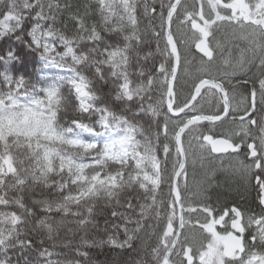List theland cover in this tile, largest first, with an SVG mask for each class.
<instances>
[{
    "label": "snow or ice",
    "instance_id": "6c2138e0",
    "mask_svg": "<svg viewBox=\"0 0 264 264\" xmlns=\"http://www.w3.org/2000/svg\"><path fill=\"white\" fill-rule=\"evenodd\" d=\"M94 2L0 0V264H264V0Z\"/></svg>",
    "mask_w": 264,
    "mask_h": 264
},
{
    "label": "trees",
    "instance_id": "16d2710c",
    "mask_svg": "<svg viewBox=\"0 0 264 264\" xmlns=\"http://www.w3.org/2000/svg\"><path fill=\"white\" fill-rule=\"evenodd\" d=\"M66 2V0H61V3ZM67 2H71L76 5H82L84 3H91L92 7L95 8L96 4L94 0H67ZM81 12H83V9H80ZM3 15V10L0 9V19H2ZM25 15H28L25 13ZM60 19L64 21L65 23L68 24V28L66 30L68 35L72 34L73 29L75 28V25L67 20L68 13L67 12H61L59 14ZM100 17L98 13L93 12L91 16L88 18V22H91L93 20L99 21ZM31 26V17H29L28 20L25 21V28H28ZM57 27L62 28V24H58ZM141 29L144 27V23L142 22L140 25ZM28 39V37H25ZM11 43L10 40L7 38L4 40H0V45L3 47H7ZM151 47L154 49L155 44H152ZM63 50V49H60ZM38 67V66H37ZM135 79V77H133ZM214 163H212L213 165ZM220 164V163H219ZM221 166V165H220ZM215 167V166H213ZM212 167V168H213ZM222 170L225 169L226 172H219L214 176V178H211V185L213 182V188L210 189L209 195L212 198V202L215 203L217 198H219L220 202L224 205H227L230 207V203H233L240 207L241 209H247L249 211H256L259 212V207L255 203V197H256V192L252 190L251 188H246L244 183L242 182L241 178L239 175H237L235 172H233L229 168V164L226 161L223 163V166H221ZM202 172V169L198 168V173ZM200 175V180L203 179L202 173ZM244 201V202H242ZM15 210V209H13ZM63 236V233H61ZM152 243H155V240H152ZM109 256L114 255V253H109ZM129 253H125L121 259H127ZM99 259L103 260L105 257L103 255L98 257Z\"/></svg>",
    "mask_w": 264,
    "mask_h": 264
},
{
    "label": "rangeland",
    "instance_id": "374dc122",
    "mask_svg": "<svg viewBox=\"0 0 264 264\" xmlns=\"http://www.w3.org/2000/svg\"><path fill=\"white\" fill-rule=\"evenodd\" d=\"M246 2H253V0H246ZM226 27H230V26H226ZM193 53H189V57L192 55ZM237 99H239V97L237 98ZM226 162V161H225ZM224 162V163H225ZM212 163H214L213 165H212ZM220 163V164H219ZM221 162L219 161V160H213V161H210V163L207 165L208 167H213V166H215V167H213V168H215L216 169V173H215V175L216 174H218L219 172H226V170L225 169H223L222 170V168H221ZM198 166V168H200V169H202L201 168V166H200V163L198 162L197 163V165H196V167ZM193 168V167H192ZM203 169H202V172H200V173H202V176H203ZM200 173H198V171H197V173L196 174H194V173H192V176L190 177V179H189V183L190 184H192L193 182H198L199 180H200ZM211 178H214V177H209V179H211ZM202 180V179H201ZM213 182H212V185H211V189L213 188ZM196 238L197 239H199L200 237H199V235L197 234V236H196Z\"/></svg>",
    "mask_w": 264,
    "mask_h": 264
},
{
    "label": "flooded vegetation",
    "instance_id": "af4514ba",
    "mask_svg": "<svg viewBox=\"0 0 264 264\" xmlns=\"http://www.w3.org/2000/svg\"><path fill=\"white\" fill-rule=\"evenodd\" d=\"M191 57V56H190ZM239 97V95H237V98ZM237 100H239V99H237ZM225 127H228L227 125L225 126ZM225 161H227V160H225ZM197 165V164H196ZM196 165H195V167L194 168H192L191 166L189 167V173H188V180L190 179V177L192 176V173H194V174H196L197 173V171H198V166L196 167ZM242 202H244V201H242ZM230 205L231 206H237V205H235V204H233V203H230ZM230 206V207H231ZM238 207V206H237ZM240 208V207H239ZM241 209V208H240ZM242 211H244L245 212V214L247 215V213L249 212V210H247V209H241ZM217 230L218 231H223V229L221 228V227H219L218 226V228H217Z\"/></svg>",
    "mask_w": 264,
    "mask_h": 264
}]
</instances>
